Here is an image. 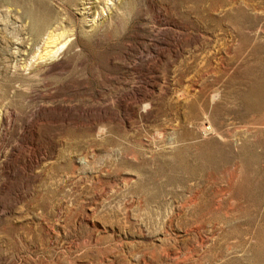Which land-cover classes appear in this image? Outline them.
<instances>
[{
  "label": "rangeland",
  "instance_id": "obj_1",
  "mask_svg": "<svg viewBox=\"0 0 264 264\" xmlns=\"http://www.w3.org/2000/svg\"><path fill=\"white\" fill-rule=\"evenodd\" d=\"M88 1L0 0V264H264V0Z\"/></svg>",
  "mask_w": 264,
  "mask_h": 264
},
{
  "label": "bare ground",
  "instance_id": "obj_2",
  "mask_svg": "<svg viewBox=\"0 0 264 264\" xmlns=\"http://www.w3.org/2000/svg\"><path fill=\"white\" fill-rule=\"evenodd\" d=\"M116 1V0H115ZM89 2V1H88ZM108 2L109 4H111L113 6V3L112 0H92L91 2L87 3L89 4V9H93V11H97L99 9V13L105 9L107 11H109L111 8L108 7ZM116 3V2H115ZM110 5V6H111ZM114 7V6H113ZM112 7V8H113ZM116 8V7H115ZM114 9V8H113ZM118 11V10H117ZM93 12V13H94ZM103 14V13H102Z\"/></svg>",
  "mask_w": 264,
  "mask_h": 264
}]
</instances>
